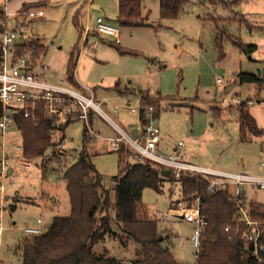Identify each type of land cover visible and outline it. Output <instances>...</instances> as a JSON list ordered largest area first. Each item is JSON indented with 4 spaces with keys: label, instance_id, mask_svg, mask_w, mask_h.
I'll return each instance as SVG.
<instances>
[{
    "label": "rangeland",
    "instance_id": "rangeland-1",
    "mask_svg": "<svg viewBox=\"0 0 264 264\" xmlns=\"http://www.w3.org/2000/svg\"><path fill=\"white\" fill-rule=\"evenodd\" d=\"M34 1L43 3L25 5ZM141 3L149 25L122 26L120 44L101 40L92 49L91 39L88 46L83 43L85 30L94 26V18L100 14L113 23L117 0H0L8 28L15 27V19L26 23L24 33L30 42L46 46L40 62L59 77L65 74L71 52L75 51L76 56L79 51L75 71L78 82L93 90L95 101L104 102L102 110L130 136L136 137L133 127L139 123L140 108L152 105L154 115L158 112L159 148L166 154L173 144L181 141L182 150L199 166L264 175V136L240 139L237 111L240 102L250 101L248 111L264 130V87L239 83L237 79L239 72L254 73L258 67H264V0H186L177 17L169 19L160 18L159 0ZM34 7H40L44 15L35 18L24 15ZM245 21L263 28H250ZM219 30L244 43L256 44L257 50L245 54L225 37L220 51L215 43ZM116 83L123 92L112 87ZM145 91L152 97L150 104L140 103L139 93ZM212 107L219 108V112H213ZM90 120L92 129L101 136L118 135L99 114H93ZM84 127L82 120H71L63 136V152L52 158L56 150L52 147L43 156L30 159L22 156L25 164L18 160L20 153L14 149L21 142L20 132L14 126L8 129L5 147L12 170L0 176V264H22L17 244L26 235L25 227L42 230L54 216L69 213L62 172L80 155ZM87 134L89 142L85 149L108 190V215L115 232L106 234L93 249L96 253L106 251L121 260H131L140 246L121 231L112 207L113 176L119 173L124 160L109 147L108 141L91 139L88 130ZM135 159L132 152L126 158ZM42 165L47 168L44 174ZM179 186L174 179L165 181L160 193L145 188L141 198L143 213L156 218L157 211L165 212L168 203L179 197ZM242 190L248 203H264V189L244 185ZM192 228L191 223L180 219L157 220L162 244L179 264L193 262Z\"/></svg>",
    "mask_w": 264,
    "mask_h": 264
},
{
    "label": "trees",
    "instance_id": "trees-1",
    "mask_svg": "<svg viewBox=\"0 0 264 264\" xmlns=\"http://www.w3.org/2000/svg\"><path fill=\"white\" fill-rule=\"evenodd\" d=\"M185 1L159 0L160 18H176ZM42 3V1H34L25 5L39 6ZM23 6L24 4L22 8ZM4 19L5 11L0 6V33L4 30ZM115 20L119 27L149 25L147 13L143 14L141 0H117ZM245 22L250 28H263ZM225 37L245 54L252 53L256 49L255 44L244 43L219 30L215 36V43L220 51ZM21 48L23 51L32 48L35 58H40L46 52V46L40 42L23 43ZM78 52L76 56L75 51L71 52L64 74L68 82L73 85H77L74 71ZM1 54L0 47V59ZM237 79L239 83H255L259 87H264V75L239 72ZM112 87L118 92L122 91L118 83ZM159 99L160 96L155 99L156 103ZM141 100L150 104L152 97L146 91L141 92ZM211 109L215 113L219 112L217 107ZM237 111L240 139L247 140L249 135L264 136V130L256 124L245 101L237 105ZM142 112L143 107L139 110L141 123L144 122ZM91 117L92 115L90 119ZM53 122L52 118L45 115L41 103L36 106L35 118H27L22 114L15 115V126L21 134L22 154L25 158L43 156L47 149L53 147L48 134ZM70 122L60 126L63 134ZM82 140L83 147L79 157L67 165L62 172L69 198V213L54 216L40 233L26 234L22 237L17 244L22 256V264H179L170 250L162 244L163 236L157 231V219L149 218L143 213L142 192L145 188H150L160 193L165 181L175 179L180 185L178 196L189 200L206 188L207 180L202 176L187 173L176 179L172 172L168 175L164 174L163 168L150 160L128 161L126 158L131 154V149L124 142H120L116 151L122 156L124 165L119 173L113 176L114 218L121 231L132 238L140 248L136 250L135 258L127 261L111 256L106 251L96 253L93 249L94 245L103 240L106 234H115V232L110 226L111 219L108 215L110 206L108 190L103 187L102 178L85 149V144L89 142L85 127ZM55 154L58 153L53 152L50 157L56 158ZM41 168L44 174L47 168L45 165ZM201 202L205 206L204 212L208 216V224L201 237L197 264H264V249L259 251L261 260L243 255L240 252L245 246L242 234L234 233L233 229L229 232L224 231L223 227L233 222L238 210L235 200L227 192L218 191L208 194L202 197ZM249 214L253 220H262L264 229V203L250 202ZM262 242L264 243V234Z\"/></svg>",
    "mask_w": 264,
    "mask_h": 264
},
{
    "label": "built area",
    "instance_id": "built-area-1",
    "mask_svg": "<svg viewBox=\"0 0 264 264\" xmlns=\"http://www.w3.org/2000/svg\"><path fill=\"white\" fill-rule=\"evenodd\" d=\"M24 15L30 18L42 17L44 11L40 7H34L27 9ZM3 25L4 30L0 33L2 51L0 59V176L10 169L5 136L11 126L16 128L15 115L22 114L27 118H35L36 106L41 103L45 115L54 120L53 127L48 131L50 143L56 149L53 151L54 153H61L65 150L64 134L60 130V126L71 120H82L86 130L92 136L91 139L100 138L108 141L112 150H117L120 142H124L130 147L136 159L150 160L163 169H168L176 179L187 173L202 176L207 180L208 184L202 192L189 200L178 197L168 205L165 212L157 211L155 215L156 219L160 221L175 218L192 224L190 235L194 247L192 264H197L201 237L208 224V216L204 212L205 206L201 199L203 196L218 191L227 192L235 200L238 208L233 222L226 224L223 227L224 231L229 232L233 229L234 233H241L245 246L240 252L261 260L259 251L264 249L263 222L250 217L249 203L246 201V193L242 190V186L264 189V175L227 172L199 166L191 160L185 150H182L183 143L181 141H178L176 147L166 154L159 148L161 137L156 125L155 109L152 105L143 108L144 122L137 128L136 137L130 136L102 110L100 103L94 100L91 88L80 82L73 85L68 82L65 76L59 77L57 73L50 71L48 65L34 57L32 48L23 51L21 45L30 43L29 37L24 33L27 30L26 23H20L15 19V27L8 28L5 11ZM92 30L115 44L120 43V27L107 22L102 16L95 17ZM85 31L84 44L88 28ZM18 36L21 37V40L17 39ZM97 42L94 40L92 45L95 46ZM217 81L219 82L220 79ZM131 110L134 111L133 108ZM93 114H99L106 118L118 135L103 137L93 130L90 120V115ZM195 141L197 140L195 139ZM14 149L20 153L18 160L21 164H25L26 162L22 160V142L16 144ZM23 158L25 157L23 156ZM1 188L2 185H0V190ZM37 223H41V219H37ZM24 232L37 234L41 232V229L25 227Z\"/></svg>",
    "mask_w": 264,
    "mask_h": 264
},
{
    "label": "crops",
    "instance_id": "crops-1",
    "mask_svg": "<svg viewBox=\"0 0 264 264\" xmlns=\"http://www.w3.org/2000/svg\"><path fill=\"white\" fill-rule=\"evenodd\" d=\"M19 9V8H18ZM145 10H143V14L145 13L144 12ZM116 14H117V11H116ZM98 16H102L104 19H106V20H108V18L105 16V15H103V14H100V15H98ZM115 19H116V17H115ZM115 19H113V23L112 24H116V20ZM94 20H95V18H94ZM110 23V22H109ZM91 39V41L93 42L94 40H97L98 42L99 41H103V40H107V39H105V38H103V37H101V36H99V34H97L94 30H92V28L90 27H88V31H87V34H86V42H85V46H88L89 45V40ZM107 41H110V40H107ZM120 44V43H119ZM256 45V44H255ZM95 48V46L92 48V49H94ZM257 50V45H256V49H255V51ZM254 52V51H253ZM43 56V55H42ZM41 56V57H42ZM41 57L39 58V60H41ZM264 61V60H263ZM261 62H262V60H261ZM67 63V62H66ZM263 66H264V64H263ZM75 71H76V69H75ZM249 73H253V72H249ZM255 74H259V76H261V75H264V67H258L257 68V72H254ZM65 76V75H64ZM75 78H76V80H77V82H78V79H77V77H76V72H75ZM249 84H254V83H249ZM127 88V87H126ZM259 88H261V87H259ZM124 91V90H123ZM122 91V92H123ZM93 96H94V100H95V93L93 92ZM139 99H140V103L141 104H145L142 100H141V93H139ZM247 101V102H246ZM245 102L246 103H249L250 101H248V100H246ZM98 103H100V105L101 104H103L104 102L103 101H97ZM143 106V105H142ZM125 109V108H124ZM127 109V108H126ZM157 112V111H156ZM156 117L158 116V112L156 113V115H155ZM138 119H139V123H138V125L136 126V127H133V128H135V130H136V134H137V128L142 124L141 123V120H140V115H139V112H138ZM66 130V129H65ZM65 130H64V135H65ZM107 136V135H106ZM104 140V139H103ZM177 144V143H176ZM176 144H173L172 146H171V149L170 150H173L175 147H176ZM109 145V144H108ZM179 149V148H178ZM182 149H183V147H182ZM192 158L194 157V156H191ZM193 161V160H192ZM11 169V168H10ZM9 169V171L8 172H11V170ZM171 203V201L168 203V205ZM167 205V206H168Z\"/></svg>",
    "mask_w": 264,
    "mask_h": 264
},
{
    "label": "water",
    "instance_id": "water-1",
    "mask_svg": "<svg viewBox=\"0 0 264 264\" xmlns=\"http://www.w3.org/2000/svg\"><path fill=\"white\" fill-rule=\"evenodd\" d=\"M162 172H163L164 174H166V175L169 174V170H168V169H163Z\"/></svg>",
    "mask_w": 264,
    "mask_h": 264
}]
</instances>
